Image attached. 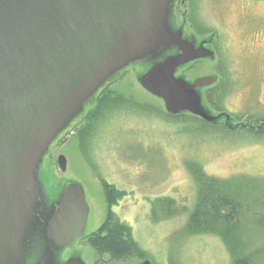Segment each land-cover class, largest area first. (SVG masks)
<instances>
[{
    "label": "rangeland",
    "instance_id": "374dc122",
    "mask_svg": "<svg viewBox=\"0 0 264 264\" xmlns=\"http://www.w3.org/2000/svg\"><path fill=\"white\" fill-rule=\"evenodd\" d=\"M148 2L131 10L137 31L130 42L119 37L97 52L90 73L64 78L38 107L34 132L0 181V264H231L218 237L186 231L198 200L187 164L218 179H264V138L219 127L239 130L264 116V0H192L190 31L178 0ZM222 60L232 83L219 111ZM204 77L216 81L196 87ZM108 90L119 98L115 114L94 125L87 115ZM104 182L124 191L114 211L146 259L112 260L87 239L58 248L45 237L69 184L86 192V237L99 230L108 214Z\"/></svg>",
    "mask_w": 264,
    "mask_h": 264
},
{
    "label": "water",
    "instance_id": "95a60500",
    "mask_svg": "<svg viewBox=\"0 0 264 264\" xmlns=\"http://www.w3.org/2000/svg\"><path fill=\"white\" fill-rule=\"evenodd\" d=\"M141 5L145 10L148 0H0V181L34 132L41 103L64 78L90 73L97 52L130 42L137 31L131 10ZM215 81L204 77L195 86ZM58 161L66 172V158ZM56 204L45 237L58 248L70 247L86 236V192L69 184Z\"/></svg>",
    "mask_w": 264,
    "mask_h": 264
},
{
    "label": "trees",
    "instance_id": "16d2710c",
    "mask_svg": "<svg viewBox=\"0 0 264 264\" xmlns=\"http://www.w3.org/2000/svg\"><path fill=\"white\" fill-rule=\"evenodd\" d=\"M222 61L220 68L225 79L223 78V91L217 97L222 102L217 100L214 102L212 99L219 111L223 110L224 94L232 83L229 78V65ZM110 94V90L102 91L99 95L98 108H94L95 110L87 115L89 118L93 117L94 125L103 117H109L111 105L116 106L119 102L117 97L108 99L111 98L108 97ZM250 120L253 124L239 130L220 125L219 127L236 134L264 138V116L251 117ZM200 122L204 127V122ZM193 123L195 124L194 121ZM206 125L211 123L207 122ZM217 126L206 128L211 127L217 131L219 128ZM187 166L194 177L198 198L195 210L188 219L186 227L188 235L204 234L218 237L230 254L231 264H264V241L260 243L258 240V234H264V179L246 175L218 179L207 175L200 164L190 162ZM111 188L112 193L109 194L108 190ZM103 189L108 203L107 218L99 230L84 239H87L88 244L99 253L111 256L112 260L126 259L136 254L146 259L148 254H145L140 244L135 241L131 227L122 223L116 213L111 211L113 205L125 196L124 191L113 190L114 187L107 182H104Z\"/></svg>",
    "mask_w": 264,
    "mask_h": 264
},
{
    "label": "flooded vegetation",
    "instance_id": "af4514ba",
    "mask_svg": "<svg viewBox=\"0 0 264 264\" xmlns=\"http://www.w3.org/2000/svg\"><path fill=\"white\" fill-rule=\"evenodd\" d=\"M176 13L180 16H184V24H186L187 28L189 27L190 29H195V26H194V15H193V4H192V0H178L177 2V9H176ZM183 13V14H182ZM188 28V30L190 31V29ZM224 38V37H223ZM197 63V62H196ZM192 66V65H191ZM190 66V67H191ZM189 67V68H190ZM112 94H110L108 97H111ZM106 97V98H108ZM108 99H111V98H108ZM100 103H98L99 105ZM113 114L115 113H110L109 116H112ZM113 118V116H112ZM116 118V117H114ZM251 118V117H250ZM256 118V117H255ZM111 187H114L113 190H117V191H120L117 189V187L112 184L110 185ZM109 191V194L112 193V188L108 190ZM126 192V191H125ZM106 194V192H105ZM127 196V195H126ZM119 204V202L116 204V205H113V207L111 208V211L116 213L114 210H115V207H117ZM118 208V207H117ZM108 211V209H107ZM117 215V214H116ZM86 237V236H85ZM84 237V238H85ZM83 238V239H84ZM82 239V240H83Z\"/></svg>",
    "mask_w": 264,
    "mask_h": 264
}]
</instances>
